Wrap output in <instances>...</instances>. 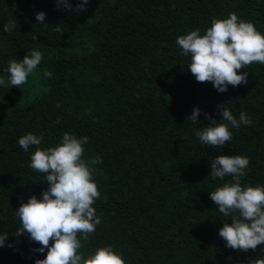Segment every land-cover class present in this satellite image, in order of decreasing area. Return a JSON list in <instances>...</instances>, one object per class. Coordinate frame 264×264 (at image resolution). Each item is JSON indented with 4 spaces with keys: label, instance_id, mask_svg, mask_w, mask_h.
<instances>
[{
    "label": "trees",
    "instance_id": "16d2710c",
    "mask_svg": "<svg viewBox=\"0 0 264 264\" xmlns=\"http://www.w3.org/2000/svg\"><path fill=\"white\" fill-rule=\"evenodd\" d=\"M0 0V264H35L40 245L20 227L15 211L48 187L29 167L21 136H42L41 148L56 146L64 133L88 137L84 158H102L95 182L100 198L93 205L101 223L82 241L81 252L111 246L125 264H249L264 258V245L237 252L219 236L230 217L219 213L209 192L232 177L213 179L210 163L218 155L250 161L242 186H264V65L240 70L247 84L219 93L199 83L187 69L177 37L214 18L236 13L264 35V0ZM15 3V6L13 4ZM46 14L40 24L35 14ZM17 21L11 32L4 25ZM56 26L60 32L56 31ZM33 36L37 40H33ZM43 59L28 82L13 87L10 59L31 50ZM45 72H51L50 78ZM241 112L252 124L230 127L233 138L222 148L204 146L196 131L221 119L218 106ZM198 107L199 124L186 117ZM51 243V241H50Z\"/></svg>",
    "mask_w": 264,
    "mask_h": 264
},
{
    "label": "clouds",
    "instance_id": "9594fccd",
    "mask_svg": "<svg viewBox=\"0 0 264 264\" xmlns=\"http://www.w3.org/2000/svg\"><path fill=\"white\" fill-rule=\"evenodd\" d=\"M88 0H80L76 10H86ZM58 9L72 11L69 0H56ZM15 6V3L13 4ZM46 14L38 12L36 20L43 25ZM17 21L4 25L5 32L15 29ZM56 31L60 28L56 26ZM33 40H37L33 36ZM182 50L181 54L190 58L187 69L199 83L210 82L219 93L228 91L229 86L237 87L247 84L248 73L240 70L254 62L264 65V35L250 21H245L234 12L228 18H214L203 35L199 29L180 35L176 40ZM43 53L31 50L23 59H10L6 69L13 87L20 88L28 82L41 64ZM50 78L52 73L45 72ZM5 80L0 78V85ZM219 121L210 119L204 113L209 124L201 127L195 135L200 143L211 148H222L233 138L232 128L251 125L252 120L241 112L236 119L230 109L219 105ZM201 110L194 107L188 117L192 123L199 124ZM43 137L27 133L18 140L19 146L28 152L32 146L29 167L41 173L48 187L41 198L31 196L27 202L21 201L15 216L20 227L15 236H27L40 245L34 251L44 254V259H36L35 264H125L122 255L111 246H103L94 252H81L82 241L96 231L101 223L93 207L100 198L98 185L95 182V167L101 164L102 158H84V145L88 137L77 138L64 133L56 146L41 148ZM249 159L241 155H218L211 160V176L224 181L232 177L223 186L209 192L210 199L224 217H230L231 223H223L219 236L226 242L225 246L237 252L255 251L258 245H264V186H242L241 178L245 176ZM8 235H0V248L6 245ZM51 241V243H50ZM249 264H264V258H255Z\"/></svg>",
    "mask_w": 264,
    "mask_h": 264
}]
</instances>
